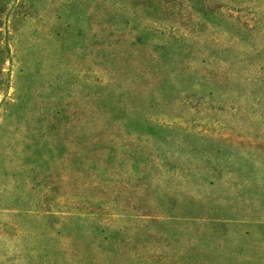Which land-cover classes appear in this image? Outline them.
Segmentation results:
<instances>
[{
  "label": "rangeland",
  "instance_id": "rangeland-1",
  "mask_svg": "<svg viewBox=\"0 0 264 264\" xmlns=\"http://www.w3.org/2000/svg\"><path fill=\"white\" fill-rule=\"evenodd\" d=\"M0 264H264V0H0Z\"/></svg>",
  "mask_w": 264,
  "mask_h": 264
}]
</instances>
